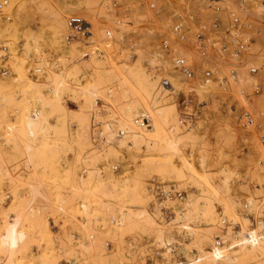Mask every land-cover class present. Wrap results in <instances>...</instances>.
I'll use <instances>...</instances> for the list:
<instances>
[{"label": "rangeland", "instance_id": "1", "mask_svg": "<svg viewBox=\"0 0 264 264\" xmlns=\"http://www.w3.org/2000/svg\"><path fill=\"white\" fill-rule=\"evenodd\" d=\"M140 2L9 0L10 19L0 14V65L9 69L0 73V234L8 214L25 209L30 182L42 179L54 200L53 208L26 220L23 228L29 238L15 264H225L224 253L237 256L235 264H264V233L259 231L264 223V144L259 138L264 132V65L259 66L264 57V0H250L253 16L241 17L243 23L253 21L257 31L254 43L243 52L239 79L233 80L224 68L229 77L225 89L211 83L213 88L204 94L186 78L187 85L171 82L173 87L163 93L162 78L174 70L165 51L159 55L160 70L148 67L141 52L120 58L117 42L104 52L83 56L84 38L66 36V17L77 10L91 22L92 40L103 46V28L114 24L113 7L128 6L123 20L138 25L149 14ZM168 25L166 20L164 31ZM123 26L131 27L126 22ZM253 62L259 67L254 76L247 70ZM49 68L66 71L60 99L69 113L43 107L39 101L56 96ZM143 70L152 73L149 80L158 87L144 91V100L137 103L139 92L124 80L128 73L138 79ZM147 79L148 75L139 80L143 84ZM33 80L38 82L34 88ZM256 80L262 83L258 92L251 85ZM91 88L97 96L90 94ZM154 97L161 100L157 107L163 110L162 120L150 110ZM203 99L206 103L201 104ZM239 106L253 110V125L237 123ZM34 109L38 113L44 109L45 120L31 137L24 122L25 114ZM181 110L192 111V123L178 122ZM93 111L109 115L113 129L123 132L121 144H114L111 123L105 122L100 128L111 141L98 145L101 139L95 136L96 149L93 135L100 129L90 119ZM137 113H149L158 130L149 133L135 123ZM87 123L93 125L89 142L81 138ZM29 143L34 146V169L28 168ZM91 151H96L94 157ZM152 178L183 190V198L165 202L172 213L167 212L168 218L153 207L156 196L148 188ZM141 209L151 210L156 222L150 225L148 217L134 221L133 212ZM185 222L193 226L194 234L184 228ZM210 227L213 232L207 233ZM244 232L251 235L248 250L241 249L244 240L234 246L215 245L217 235L227 240ZM88 242L89 251L84 246ZM2 256L6 258V253L0 250Z\"/></svg>", "mask_w": 264, "mask_h": 264}, {"label": "built area", "instance_id": "2", "mask_svg": "<svg viewBox=\"0 0 264 264\" xmlns=\"http://www.w3.org/2000/svg\"><path fill=\"white\" fill-rule=\"evenodd\" d=\"M140 5L145 6L149 14L138 25H132L131 20H123L121 14L128 10V6L120 3L118 7H113L114 24L103 28L105 30L103 46L92 40V24L82 12L77 10L66 17L68 27L66 36L69 38L79 36L78 39L81 40L84 38L83 56L93 52H104L106 48L112 47L117 42L119 45L117 54L120 58H134L141 52L146 55L145 61L148 67L160 70L162 66L158 60L159 55L165 51L171 55L173 67L187 80L202 84L216 83L223 89L227 76L222 73V68L226 67L229 73L235 74L237 65L244 64L242 59L244 50L254 43L256 38L257 29L254 22L251 20L241 22L242 12L251 15L250 0H143ZM8 6L9 0H0V14L5 19H10ZM166 20L169 23L171 36L165 34L163 30ZM125 22L131 27L124 28ZM263 65L264 57L260 60L259 66ZM258 68L254 62L247 66L251 75L257 73ZM8 71V66L0 65L1 74H6ZM162 84L164 87H170L171 81L164 76ZM251 85L255 92L262 87L260 80H256ZM192 92V90L188 91L187 95ZM201 102V104L206 103L205 99ZM182 107H187V104ZM231 110H236L233 103ZM235 116L241 127H249L255 123L251 108L239 106ZM135 119L143 124L150 123L147 114H138ZM192 120V111L181 110L179 123H192ZM257 126L260 127V124ZM115 130L119 136H123V132L121 130L118 132L117 127ZM259 138L264 144V132L260 133ZM148 188L154 192L159 201L183 196V190L177 188L174 183L161 184L153 178ZM163 208L165 214L170 211L169 207L163 206ZM223 223H227L226 219ZM235 226H238V223H235L233 228ZM215 238V245L221 248L224 245H237L244 239L250 240L251 235L244 232L242 235H233L227 240H223L220 235Z\"/></svg>", "mask_w": 264, "mask_h": 264}, {"label": "bare ground", "instance_id": "3", "mask_svg": "<svg viewBox=\"0 0 264 264\" xmlns=\"http://www.w3.org/2000/svg\"><path fill=\"white\" fill-rule=\"evenodd\" d=\"M243 16H248V15H246L245 13L242 12L241 13V17H243ZM250 16H253V6L252 5H251V15ZM241 22H242V20H241ZM164 33L169 35V36L172 35L169 25L167 26V28L164 31ZM166 54H168V53H166ZM168 55L171 56L170 54H168ZM7 56H9V54ZM128 60L129 59H126V61H128ZM240 65H243V63H239L237 65V71H236L235 74H231L230 73V76L233 77L232 78L233 80L234 79H237V80L239 79V76H240L239 67H240ZM171 66L172 65H170V63H169V67H171ZM224 68H226V67L222 68V73L223 74H224ZM36 70L42 71L41 68H36ZM174 70L173 69L172 70L169 69V71L167 72V78L174 84H178V85L179 84H181V85H185L186 84L187 85V82H186L187 80L185 79V77L181 73L176 72L177 70L175 68H174ZM47 72H48V74L53 76V77L52 76L51 77L53 78L54 81H50V82H51L52 85L55 86V92H56L55 94H56V96L54 98H51L49 96V99L48 98L44 99L45 97L44 98L40 97L39 101L43 103V107H49V109L55 108L57 111L64 112V113H69V110L64 105H62L63 104V103H61V101H62L61 99L62 98L60 97V90H61V88H62V86L64 85V82H65L66 71L62 70L61 72H56V71H52L49 68ZM146 75H148V79L145 82H143V84H142V82L139 79H140L141 76L145 77ZM150 75H152V73H150V71L148 72L147 70H143V72L138 77V79H136V77L131 75V73H128L126 78H125V80H124L125 84L127 86L133 87L139 92V99L136 100L137 103H140V102H142L144 100V98L142 97L143 96L142 93H144V91H146V90H150L151 91L152 87H158L157 82L152 83L149 80V76ZM249 75H251V74L249 73ZM54 77H56L57 80H56V78L54 79ZM232 79H230V80H232ZM227 80H229L228 76L226 78L225 83L228 82ZM172 83H171L170 87H164L163 86V89H164L163 93L165 91H170V89L173 87ZM37 84H38V82L33 80V83L31 84V87L34 88V87L37 86ZM191 85L194 88V90L197 91V93H200V94H204L205 90L208 91L209 89L213 88L212 84H202L200 82H195V81H194V83L192 82ZM89 92L93 96H97L98 95V91L95 88H91V90ZM144 96L146 97V94ZM89 102H90L91 105H93V103H94L92 100H89ZM160 103H161V100L158 97H156L154 102H153V107H151V108L149 107V108H150V110L153 111V114L155 113L156 116L159 117L160 120H162V119H164V117L162 118L163 110L162 109H158V107H157ZM147 105L149 106V104L146 103V107H147ZM44 114H45L44 113V109L40 113H38V109H34V111L32 113L28 112L27 114H25L26 116H25L24 124H25V129L27 131V134L29 136L34 137L36 132H37V130L39 129V127L41 129L42 123L45 120V115ZM147 115H148L149 121H150L149 125L148 124H143L141 121L137 122L136 119H134V120H135V123H138L139 126H140V124L141 125L143 124V127H146L148 129L147 131H150L149 133H151L153 131V128L154 129H156V128L152 126L153 124H151V120H152L151 115L149 113H147ZM156 116L154 115V117H155V120H154L155 121V125H157L160 128L161 125L157 124V123H159V121L157 122L156 120H159V119L156 118ZM113 117H114V121H116V118H115L114 115H113ZM133 117H135V116H133ZM90 119H91V121L94 124L97 125L98 129H100L99 131H97L93 135V141L95 143L96 149L99 148V147H97L98 145L104 143L105 141H107V140L111 141V139L110 140L107 139V133L108 132H103L101 130V128H100L101 124H103L105 122H108V123L110 122L111 123L112 129H111L110 135L113 136L112 139L114 141V144L115 143L116 144H121L123 142V140H122L123 136H119L117 134V131L113 129V127H114L113 121H111V118L109 117L108 114H103V113H99V112L93 111L92 117H90ZM130 119H131V117H130ZM128 120H129V118H128ZM131 120H129V121H131ZM160 123H161V121H160ZM109 125L110 124L104 126L105 130H107V131L109 130L108 129ZM143 127L141 126L142 129H143ZM92 128H93V125H91L90 123H87L86 130L84 131V133L81 136V138L83 137V141L89 142V141L92 140V133H91L92 132ZM137 128H140V127H137ZM10 129L12 130V127H10ZM156 130H158V129H156ZM118 132H119V130H118ZM95 136H97L98 138L101 139V143H99L97 146H96L97 143L94 140ZM108 136H109V134H108ZM175 142H172V143L176 147L177 143H175ZM105 144H106V142H105ZM105 144H103V145H105ZM110 144H111V142H110ZM110 144H108V146ZM33 147L34 146L31 143L26 145V149H27V152H28V157L27 158H28V162H29L28 163V166H29L28 168L29 169L30 168L34 169V167H35V160H34V157L32 155V151L34 149ZM104 147L105 146H103L102 148L105 149ZM96 151H91L90 154L93 155L92 157H94V154H95ZM96 155L100 156V153L96 154ZM50 191L51 190L49 189V186L42 179H37V180L29 183V197L25 199V202H24V208L25 209L24 210H19L18 208H16L14 211L9 213L8 216H7V223L4 226V228L2 230V233L0 234V250L2 252L6 253V258H3L4 256L0 257V264H15L14 263V259H15L16 254L19 252V250L23 247V245L27 242V239L29 238V232L23 228L26 220H35L39 216L43 215L44 212H46L50 208H53L54 200H53V195H52V193ZM172 198H174V197H172ZM180 198H183V197H180ZM167 199L168 198H166L165 200L159 201L156 198V203H153V207L160 208L161 211L164 213V216L166 218H168V217L165 214V210H164L163 206L167 207V205L165 203L167 201ZM133 213L134 214H132V212H131V214L134 215V218H136V220L134 219V221H138V223L140 221V218H142L141 220H143V217H148L149 221L148 220H146V221H148L150 225H151V223L154 224L156 222V219L153 216V212L151 210H149V209H147V210L141 209L138 212H133ZM169 213H171V209H170ZM26 214H27V218H26ZM171 215H172V213H171ZM132 219L133 218H131V220ZM148 222H147V224H148ZM185 223H186V225H185L184 228L186 230H188L190 232V234H194L193 226H191L187 222H185ZM135 224H134V226H135ZM260 224H261V228L262 229H259V231H260V233H264V228H263L264 227V223L260 222ZM205 231H207V233L208 232L209 233L213 232L211 227L210 228H206ZM248 232H250V231H248ZM90 237H92V238H94V240H96V237L94 235L90 234ZM261 241H262V245L264 246V238H262ZM89 242L86 245H84L87 251H89L90 248H91V244ZM168 243L169 242L168 241L166 242V240H165V244H168ZM89 246H90V248H89ZM250 247H251V238H250V240L244 239V241L241 243V249L242 250H248V249H250ZM221 258L224 260L225 264H235V263H237L239 261V258L237 256H235L234 254H232V253L221 254Z\"/></svg>", "mask_w": 264, "mask_h": 264}]
</instances>
